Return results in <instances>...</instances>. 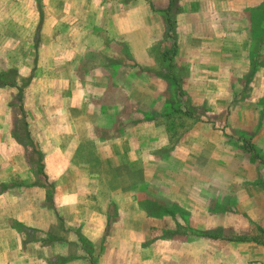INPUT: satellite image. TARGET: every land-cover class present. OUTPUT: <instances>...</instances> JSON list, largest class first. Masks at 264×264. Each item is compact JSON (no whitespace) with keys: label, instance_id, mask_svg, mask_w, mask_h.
I'll use <instances>...</instances> for the list:
<instances>
[{"label":"rangeland","instance_id":"1","mask_svg":"<svg viewBox=\"0 0 264 264\" xmlns=\"http://www.w3.org/2000/svg\"><path fill=\"white\" fill-rule=\"evenodd\" d=\"M74 1L48 0L45 4L61 8V18L65 19L61 34L70 32L73 26L69 29L68 22L76 20L77 37L86 29L91 39L93 33L107 41L117 39L107 43L111 51L106 63L121 88L130 91V103L115 89L104 98L101 113L134 120L138 130L134 137L141 143L137 172L120 169L103 172L98 178L110 197L107 246L110 244L111 250L101 258L94 251L89 264H264V90L258 92L264 88V74H250L252 68H264V56L246 58L244 43H236L235 55L228 53L226 49L233 43L222 41L220 45L209 37L217 30L212 22L219 24L223 19V14L212 13L213 3L221 9V0L173 1L171 20L178 46L171 57L165 55L171 41L165 36L168 26L162 15V6L169 0H79L84 11L65 9ZM114 15L117 28L111 25ZM247 15L250 29L254 27L256 33L259 28L253 25L259 21V12L250 10ZM235 21L231 17V22ZM233 31L243 36L238 28ZM82 78L83 74V82ZM107 83L109 80L102 79L98 86ZM99 87L85 86L82 97L80 91L74 95L76 115L81 114L78 105L82 100L97 103L91 91L97 92ZM116 101L123 105H116ZM58 111L50 110L52 115ZM50 112L44 113L46 118ZM17 113H7L10 134L19 119ZM94 118L90 115L85 121ZM113 132L114 127L108 125L100 134L111 137ZM47 133L55 136L53 128ZM12 140L21 145L15 137ZM56 142L66 144L68 139L55 138ZM5 143L8 150L15 147L12 142ZM49 143L43 139L40 146L49 148ZM83 143L93 150L100 147L98 141ZM100 150L99 155L106 158ZM8 158L19 164L18 156L10 154ZM74 161H78L77 156ZM2 162L0 156V197L6 196L8 205L17 201V196L28 204L33 202L36 192L28 171L18 165L14 171H5ZM130 183L140 184L134 194L140 217L126 222L118 207H131L124 204L132 201L128 200ZM118 192L124 193L125 201L111 200ZM183 198L189 202L187 209L180 203ZM165 203L168 213L161 210ZM5 222L24 235L19 252L28 256L27 242L43 239L46 245L54 234L67 231L61 221L51 225L54 234L22 229L14 217ZM116 228L134 233L125 234L116 245L111 239Z\"/></svg>","mask_w":264,"mask_h":264},{"label":"crops","instance_id":"2","mask_svg":"<svg viewBox=\"0 0 264 264\" xmlns=\"http://www.w3.org/2000/svg\"><path fill=\"white\" fill-rule=\"evenodd\" d=\"M75 1L65 9L73 12L84 11L85 6H81L79 0ZM45 2L48 0H0V73L15 70L19 85L21 80L32 78L23 91L22 106L30 136L43 155L46 176L44 181L52 187L51 195L47 196V191L43 187L35 185L38 178L27 162L24 148L17 142L14 143L12 131L11 135L6 130L9 123L7 113L14 112L10 103L17 90L1 87L0 156L3 158L1 168L5 171H14L16 165L24 167L31 175L36 196L31 198L33 202L30 204L25 202L22 196H17L18 200L14 203L11 200L9 205L6 196L0 197V218L4 219L0 222V264H89L94 251L101 254L99 258L103 257L111 250L110 244L107 246L110 197L103 192L101 180L98 178L103 172L120 169L137 172L140 169L136 164L141 154V143L134 137L138 131L133 125L134 120H121L117 115L109 117V114L101 113V109L105 107L104 98L107 99L106 95L115 89L122 91L126 103H130V91L121 88L122 84L118 82V78H114L111 67L106 63L107 54L111 51L107 43L117 42V39L107 41L95 33L91 39L86 35L89 31L86 29H82V36L77 37L76 31H80L76 28V20L68 22L69 29L73 26L70 32L61 34L59 29L65 22V19L61 18V8L54 4L46 5ZM168 3L163 4L164 10L167 9ZM213 4L215 9L212 13L223 14V19L221 18L222 22L219 24L212 22V26H217V30H213L208 36L217 40L220 45L222 41H229V45L233 43L234 45L226 49L228 53L232 51L235 55L236 43H244L246 58L248 55L251 57V53H254V58L260 59L264 56V37H260L262 40L258 46L247 15L250 10L258 11L261 24L264 0H221V9L216 8L218 4ZM51 11L55 12L53 16L50 14ZM231 17L237 22L232 23ZM113 19L111 25L117 28L116 15ZM120 25L123 23L120 22ZM81 26L82 23L79 24V27ZM233 28H238L243 36L233 31ZM12 29L15 30L13 34L9 32ZM204 36L207 38V35ZM219 49L218 47L217 50ZM82 63H85V66ZM254 73L264 74V68L259 67ZM81 74L86 84L84 85L89 89L90 86L99 87L102 79L109 80V83L99 87L97 92L91 91L92 99L97 101L95 105L83 98L82 104L78 105L81 114L76 115L73 110L77 105L74 95L80 91L82 97L81 89L85 87L80 79ZM93 77L96 78L95 81ZM262 90L264 88L258 92L261 93ZM115 104L123 105L117 101ZM56 108L59 110L58 113L52 115L50 110ZM48 110L51 116L46 118L44 113ZM90 115H93L95 120L85 121ZM108 125L114 127L113 135L103 137L100 132ZM50 128L55 130V136L47 133ZM55 138L68 139V142L55 143ZM43 139L49 140L51 143L48 144L49 148L40 146ZM5 141L14 143L15 147L8 150ZM85 141L91 144L98 141L100 147L97 150L101 149L106 158L101 157L97 150L86 148L83 143ZM10 154L18 156L19 164L9 161ZM75 156L78 161H74ZM128 186L131 187L128 200L132 201L124 204L131 207L129 209L118 207L126 222L140 217L137 197L134 199L140 184L130 183ZM150 186L160 188L156 184ZM126 198L123 192H118L111 200L125 201ZM63 199L66 201H62ZM180 203L185 204L184 209H187L188 200L183 198ZM11 217L21 223L22 229H33L37 234L43 232L54 234L51 225L58 221L65 225L67 231L58 234L60 236L54 234L52 242H47L46 245L43 239L27 242L26 245L29 247L26 246V250L31 252V256L22 255L19 251L22 250V241L25 237L6 225L5 221ZM133 233V231L124 233L123 230L116 228L113 229L111 239L115 240L114 244L119 245L125 234L132 236ZM128 241V238L125 239V242ZM193 241L197 242L196 239ZM46 260L47 262H44Z\"/></svg>","mask_w":264,"mask_h":264},{"label":"trees","instance_id":"3","mask_svg":"<svg viewBox=\"0 0 264 264\" xmlns=\"http://www.w3.org/2000/svg\"><path fill=\"white\" fill-rule=\"evenodd\" d=\"M173 1L174 0H169L168 7L166 10L162 12L163 18L165 19V24L168 26V30L165 33V36L167 38V41H171L170 47L167 49V52H165V55H169V57L173 56L176 54V49L178 46L177 40L175 38V35L173 33L174 30V24L171 20V13L175 12L173 11ZM258 13V11H253ZM252 21H254L252 19ZM253 26H257L259 28V31L254 34L253 29L251 27V31L253 32V36L255 39L258 41V46L261 44V38L264 37V11H262V22H256V25L254 24ZM166 27V26H165ZM256 31V30H255ZM263 43V42H262ZM254 51V46L253 50ZM253 57L251 58L254 59L255 55L254 53H251ZM255 69L252 68L251 70V75H254ZM18 75L15 70H9L8 72L0 73V88L1 87H11V88H16L17 92L15 96H13L12 101L10 103V107L14 112H18L17 114L19 115V119H16V124L15 128L13 129V136L15 139L22 145V147L25 150V155L28 164L30 167L33 169V173L37 176V181L35 182L36 186L43 187L47 191V196H50L52 193V187L47 184L45 180V173H44V164H43V155L37 148V145L34 143L30 136V131L28 128V123L26 120V114L22 106V98H23V91L24 89L29 85L31 82V77H28L24 80H21V85H19L18 82ZM158 114L155 112L153 113V117L156 119ZM244 138V137H243ZM246 139V138H244ZM167 205L164 204V208L161 210H164L165 213L167 212V209L165 208ZM27 229V228H25ZM227 240H230V238H226Z\"/></svg>","mask_w":264,"mask_h":264}]
</instances>
